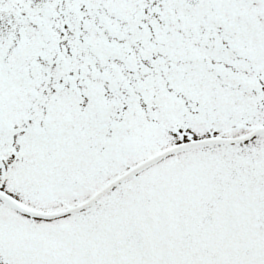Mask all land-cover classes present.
<instances>
[{
  "label": "snow or ice",
  "instance_id": "obj_1",
  "mask_svg": "<svg viewBox=\"0 0 264 264\" xmlns=\"http://www.w3.org/2000/svg\"><path fill=\"white\" fill-rule=\"evenodd\" d=\"M0 264H264V0H0Z\"/></svg>",
  "mask_w": 264,
  "mask_h": 264
}]
</instances>
